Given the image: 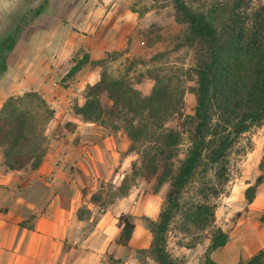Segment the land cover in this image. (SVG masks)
Masks as SVG:
<instances>
[{"label":"trees","instance_id":"obj_1","mask_svg":"<svg viewBox=\"0 0 264 264\" xmlns=\"http://www.w3.org/2000/svg\"><path fill=\"white\" fill-rule=\"evenodd\" d=\"M174 22L184 30V44L195 50L193 69L194 107L191 115L182 112V97L170 89L165 77L149 69L158 56L154 44L160 38L152 25L139 33L144 51L124 57L127 50L106 52L99 59L87 55L78 63L88 65L99 76L88 85L85 100L76 114L110 133L124 131L129 151L140 156L132 171L138 178L156 180L158 188L167 184L157 220L148 221L152 236L148 253L155 264H177L167 250V234L183 210L184 190L201 175L199 196H217L214 182L227 180V154L236 136L232 130L243 122H264V3L263 0H171ZM124 57V58H123ZM120 58H123L119 61ZM78 69V70H79ZM74 72V71H73ZM53 110L36 92L8 98L0 110V149L3 165L11 171L37 168L46 154L45 125ZM175 121V127L167 124ZM184 135L189 147L179 159ZM213 171L212 179L206 174ZM256 184L246 190V200L254 199L256 187L264 181V157ZM122 184L117 198L128 193ZM193 225L206 226L211 210L194 205ZM126 218H129L127 216ZM134 225L125 221L118 243L126 245ZM228 235L221 228L213 232L202 264H217L210 253L224 247ZM245 264H264V250Z\"/></svg>","mask_w":264,"mask_h":264},{"label":"crops","instance_id":"obj_2","mask_svg":"<svg viewBox=\"0 0 264 264\" xmlns=\"http://www.w3.org/2000/svg\"><path fill=\"white\" fill-rule=\"evenodd\" d=\"M62 2L66 6L60 13L43 11L21 34L15 48L20 55L0 76V110L8 98L36 92L60 109L59 116H66L61 105L72 98L84 100L83 89L99 80L88 68L83 77L79 75L83 70L78 71L68 87L58 83L76 47L86 48L90 59L119 51L139 16L137 0ZM82 4L87 5L83 16ZM61 20L84 23L77 27L71 22L66 36ZM75 120L70 130L65 128V138L48 143L35 169L8 170L0 149V264H133L131 257L137 251L150 248L152 236L139 217L156 220L159 209L150 204L159 202L158 195L145 194L150 204L138 210L131 189L109 207L96 205L82 193L86 168L101 180L123 181L135 162L128 137L123 131L110 133L85 122L78 114ZM250 187L248 182L232 188L229 205L233 210L245 206L252 212L260 210V221L250 223L243 234L230 233V242L210 253L217 264H245L264 250V181L251 202L245 196ZM127 215L134 217V228L122 245L121 217ZM128 251L133 255L126 259Z\"/></svg>","mask_w":264,"mask_h":264},{"label":"rangeland","instance_id":"obj_3","mask_svg":"<svg viewBox=\"0 0 264 264\" xmlns=\"http://www.w3.org/2000/svg\"><path fill=\"white\" fill-rule=\"evenodd\" d=\"M57 1L59 2L50 3L49 0H0V76L11 63L12 58L14 59L16 55H20L15 52L16 44L21 40L23 31L34 23L37 16L49 9L60 13L66 6L62 2L63 0ZM135 6V10L139 13V16L133 30L124 38L125 43L121 49L128 52L124 57L132 58L144 51V47L138 37L139 33L146 31L154 25L157 33L160 35V38L157 40L158 42L153 46L158 56H156V61L149 62V69L156 70L157 73L165 77L170 89L182 97V112L184 115H191L194 107V95L192 91L196 80L193 72L196 55L193 48L184 44V30L182 26L174 22V8L171 0H137ZM86 7L87 5L85 4L81 5L82 16L85 15ZM60 22L65 29L66 36L70 26H72L71 22L77 27L84 23L82 20H61ZM85 55L90 58V54H87L86 48L83 46L76 47L69 59L70 67L67 71L58 75L60 81L58 83L61 86L68 87L75 77L79 75L81 77L85 76L88 65L82 66L79 69L77 63ZM123 58H120L119 61ZM80 70H83V72L78 75L77 73ZM85 91L86 87L83 89V96H85ZM84 100L72 98L61 105L60 108L68 111L66 116H59L60 109L58 107L54 109L48 104L54 113L53 117L45 125V135L47 137L46 150L51 140H59L67 136L65 128L70 130L72 125L77 124L75 120L76 109L79 105L83 104ZM243 123H246V126L240 132L234 133L235 128L239 125L232 130L236 139L227 154V180L223 183L213 181L219 194L215 196L212 195L213 193L209 194V192H206L208 195L207 199L198 195V192L203 189L201 175L183 192V210L172 222L167 234V250L177 264H202L213 232L217 228L227 231L228 242H230L233 237L230 236V233L235 232V235H238V233L243 234L246 228L250 226V223H254L256 220L260 221V210L252 212L248 209V206L233 210L229 205L232 202L228 198L232 188L245 186L248 182L252 184V187L256 184L257 178L261 173L260 163L264 157V122L261 125H250L248 122ZM167 126L175 127V121L172 120ZM188 147V136L184 135L179 146L178 157L180 160L184 159ZM131 154L135 158L134 163L139 165L140 156L136 151H132ZM86 171L85 186L82 188V193L96 205L109 207L111 204L116 203L118 200L116 195L118 189L125 182L131 190L136 192L135 205L138 210L143 209V207L146 209L148 204H150L144 199L145 194L148 193L160 197L159 202H151L150 204L153 206V209H159L158 211L160 212L163 196L168 189L167 184L161 186L160 191L156 193L159 186L158 182L156 180L146 181L138 178L134 175L132 169L125 175L120 184H118V181H114L113 178L101 180L97 175L93 177L88 173V168H86ZM206 177L212 179L213 171H209ZM257 192L258 189L256 188L255 197ZM132 204L134 205V203ZM196 204L204 205L211 210L213 217L206 226H203L201 223L193 225L191 222L195 216L193 207ZM127 216L121 217L122 224L125 223L126 219L134 223V217L129 216V218H126ZM139 219H141L148 229L147 218L142 216ZM148 233L151 235L149 229ZM130 254L131 256L133 255L129 251L126 252V259L130 257ZM131 262L133 264H155L148 253L141 251H137L131 257ZM114 264L118 263L114 262Z\"/></svg>","mask_w":264,"mask_h":264},{"label":"water","instance_id":"obj_4","mask_svg":"<svg viewBox=\"0 0 264 264\" xmlns=\"http://www.w3.org/2000/svg\"><path fill=\"white\" fill-rule=\"evenodd\" d=\"M245 126H246V123L239 125L237 128H235L234 133L240 132V130H242Z\"/></svg>","mask_w":264,"mask_h":264}]
</instances>
